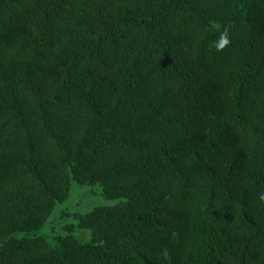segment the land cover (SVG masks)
Listing matches in <instances>:
<instances>
[{"label": "trees", "instance_id": "16d2710c", "mask_svg": "<svg viewBox=\"0 0 264 264\" xmlns=\"http://www.w3.org/2000/svg\"><path fill=\"white\" fill-rule=\"evenodd\" d=\"M262 195L264 0H0V264H264Z\"/></svg>", "mask_w": 264, "mask_h": 264}, {"label": "rangeland", "instance_id": "374dc122", "mask_svg": "<svg viewBox=\"0 0 264 264\" xmlns=\"http://www.w3.org/2000/svg\"><path fill=\"white\" fill-rule=\"evenodd\" d=\"M103 203L105 200L96 187L80 186L74 182L69 198L56 207L52 218H60L63 212L86 214ZM81 235L84 233L81 232Z\"/></svg>", "mask_w": 264, "mask_h": 264}, {"label": "clouds", "instance_id": "9594fccd", "mask_svg": "<svg viewBox=\"0 0 264 264\" xmlns=\"http://www.w3.org/2000/svg\"><path fill=\"white\" fill-rule=\"evenodd\" d=\"M230 35V28L225 27L224 30L220 33L219 41L215 45L217 51H223L224 48L230 44ZM260 199L264 200V195H262Z\"/></svg>", "mask_w": 264, "mask_h": 264}]
</instances>
